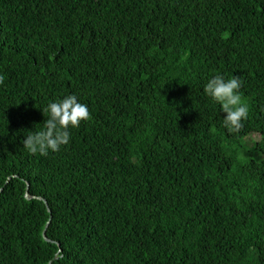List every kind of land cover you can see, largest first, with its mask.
<instances>
[{"label":"trees","instance_id":"1","mask_svg":"<svg viewBox=\"0 0 264 264\" xmlns=\"http://www.w3.org/2000/svg\"><path fill=\"white\" fill-rule=\"evenodd\" d=\"M0 75V264H264V0H0ZM68 94L91 118L28 153Z\"/></svg>","mask_w":264,"mask_h":264},{"label":"clouds","instance_id":"2","mask_svg":"<svg viewBox=\"0 0 264 264\" xmlns=\"http://www.w3.org/2000/svg\"><path fill=\"white\" fill-rule=\"evenodd\" d=\"M4 76L0 75V85ZM242 80L232 75L226 79L223 74H216L203 86V93L220 106L224 113L223 127L229 134H239L248 119L249 107L241 94ZM47 113L43 128L30 132L23 140L24 149L33 155L48 156L50 152L60 151L70 143V129L79 128L82 121L91 118L88 106L81 103L75 94H68L62 99L49 102L43 109Z\"/></svg>","mask_w":264,"mask_h":264},{"label":"water","instance_id":"3","mask_svg":"<svg viewBox=\"0 0 264 264\" xmlns=\"http://www.w3.org/2000/svg\"><path fill=\"white\" fill-rule=\"evenodd\" d=\"M28 189H29V184H26V193H25V197H26L27 199H30V198H37L38 200H42V201L45 203V205H46V207H47V210L50 212V209L48 208V204L46 203L45 199L42 198V197H39V196H30V195L28 194ZM50 219H51V217H49L48 221H47L46 224H45V227H44V229H43V231H42V236H43V238H44L46 241H51V242H53L52 240H50V239L46 236V230H47L48 225H49V223H50ZM57 245H58V243H57ZM59 251H60V250H58V252H59ZM55 258H56V255H55V257H54L53 259H55ZM48 264H52L51 261H50Z\"/></svg>","mask_w":264,"mask_h":264}]
</instances>
